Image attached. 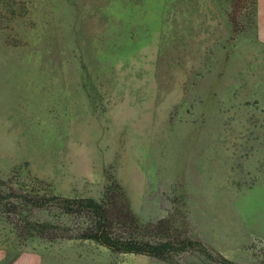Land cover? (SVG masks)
Returning <instances> with one entry per match:
<instances>
[{"label":"rangeland","instance_id":"374dc122","mask_svg":"<svg viewBox=\"0 0 264 264\" xmlns=\"http://www.w3.org/2000/svg\"><path fill=\"white\" fill-rule=\"evenodd\" d=\"M75 1L0 0V251L42 264H264V0L256 28L246 5L232 33L231 0H149L152 22L131 4L110 24L102 0H77L81 38L64 60L66 44L47 40ZM107 184L138 219L114 236L193 244L166 259L113 251L78 238L89 220L59 200L22 198L101 199Z\"/></svg>","mask_w":264,"mask_h":264},{"label":"trees","instance_id":"16d2710c","mask_svg":"<svg viewBox=\"0 0 264 264\" xmlns=\"http://www.w3.org/2000/svg\"><path fill=\"white\" fill-rule=\"evenodd\" d=\"M56 1L57 0H53ZM66 1V0H65ZM168 0H164V7L168 6L167 3ZM232 1V6H231V11L230 14L227 17V22L231 25L230 31L231 33L233 32V27L237 26L239 23V15L242 11V8L246 9V5L253 7L252 12L249 13L251 14V20L253 24L255 23V28H256V20H257V6H258V0H231ZM108 2H114L112 6L108 4ZM125 4L123 6L120 5L119 0H102V7L104 6L103 9V14L105 16V22L106 24L112 23V17L116 15L115 10L116 9H122V12H125V9H128L129 5L131 7V4L133 6V10L137 8V12L133 13L135 16L138 18L141 16V19L146 22L148 19V13H146V9L149 5V0H125ZM182 4L183 0H178ZM176 5V4H175ZM177 6V5H176ZM101 7V8H102ZM121 7V8H120ZM132 9V8H131ZM81 11V12H80ZM74 18L72 19V22H64L62 20L57 19V27L54 30L53 34H50V37L48 38V42H50L46 47L53 48V45L56 44V46H61L59 44L62 42L63 47L64 44H66V55H63V59L68 58L71 53L73 54V47L75 43L79 42L80 40V35H81V29H80V23L77 25V22H79L81 14L83 13V8L81 7V1H75V9H74ZM163 14V13H162ZM78 18V20H75V18ZM164 17V18H163ZM140 19V20H141ZM167 18H165L164 15H161V21H160V26H159V37L161 39L159 43V53L158 57L161 52L166 49L167 47V40L164 37L165 29H164V23L163 21H166ZM56 20V17H55ZM153 20L150 19L149 17V22H152ZM66 23V24H64ZM79 28H78V27ZM79 38V39H78ZM46 41V42H47ZM74 41V42H73ZM69 46V47H68ZM54 52V51H53ZM54 55V54H53ZM74 57V56H73ZM73 57L71 56L69 61V68L67 67V72H72V68H76V62L74 61ZM48 58V64H55L53 60H57L52 56L47 55ZM86 58V57H85ZM89 59V58H88ZM87 58L85 59L86 61L88 60ZM164 57L161 59H158L157 63H163L164 62ZM83 62L84 59H82ZM158 76V84L160 85V77L159 74ZM93 83V81L91 80ZM92 87L91 89H93ZM98 95V91L95 92ZM96 98L94 99V101ZM109 184V182H108ZM107 184V185H108ZM117 184V183H115ZM108 189L107 191H104L102 194L101 199H97L96 197H78V198H63V197H52L48 198L46 202L44 203H39L37 199H34L32 197H22L26 202L38 206L40 204L47 205L51 204L53 202H56L55 200H59L57 202V205L60 207L62 210L61 212L66 214V215H73L75 214L76 216H85L87 220H89V224L87 227L82 228L81 230L83 232L80 233L78 238L82 239H92L95 240L96 242L107 246L109 249L113 251H119V252H124V253H137V254H147L153 257H157L160 259H166V254L170 252H180V251H185L190 247V244H193L192 241H190L189 238H186L182 241H180V246H177L175 243L172 242H164V243H155V244H148L147 242H136V241H131V240H123L119 237L114 236V230L113 227L116 223H127V222H133L138 224V219L136 216L130 212V208L124 201H122V194H121V189L117 186H113V184H110V186H106ZM106 190V189H105ZM12 196H18L17 193L13 192L11 193ZM126 198V197H125ZM9 198L3 196L0 193V204H5ZM53 225V224H51ZM49 226L48 224H44L42 226L41 232L47 231V228L51 230L53 229V234H55L54 227ZM59 227V226H57ZM217 262V260H216ZM218 263V262H217ZM219 264H223L220 263ZM229 264V263H225ZM232 264V263H230Z\"/></svg>","mask_w":264,"mask_h":264},{"label":"crops","instance_id":"0c3cea01","mask_svg":"<svg viewBox=\"0 0 264 264\" xmlns=\"http://www.w3.org/2000/svg\"><path fill=\"white\" fill-rule=\"evenodd\" d=\"M0 264H42V258L35 252H20L10 256L6 251H0Z\"/></svg>","mask_w":264,"mask_h":264}]
</instances>
